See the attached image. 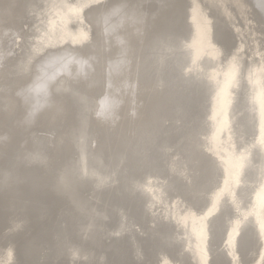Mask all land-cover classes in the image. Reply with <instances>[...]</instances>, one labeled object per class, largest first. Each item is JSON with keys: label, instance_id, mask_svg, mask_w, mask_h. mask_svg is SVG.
<instances>
[{"label": "bare ground", "instance_id": "6f19581e", "mask_svg": "<svg viewBox=\"0 0 264 264\" xmlns=\"http://www.w3.org/2000/svg\"><path fill=\"white\" fill-rule=\"evenodd\" d=\"M75 1L0 0V264H264V0Z\"/></svg>", "mask_w": 264, "mask_h": 264}, {"label": "rangeland", "instance_id": "374dc122", "mask_svg": "<svg viewBox=\"0 0 264 264\" xmlns=\"http://www.w3.org/2000/svg\"><path fill=\"white\" fill-rule=\"evenodd\" d=\"M46 2L47 0H43V2ZM65 1H67V2H65ZM75 1V0H74ZM71 1V0H64V2L65 3H67V4H70V5H72V4H74L75 2H77V1ZM25 2V3H24ZM36 2V3H35ZM39 2H40V0H22V6L25 4V6L24 7H26V9L27 10H29V11H33V12H36L37 11V5L39 4ZM51 4V3H50ZM49 4V7L47 6V9L48 8H50V6L52 5H50ZM29 5V6H28ZM36 5V6H35ZM29 7H31V8H29ZM35 7V8H34ZM32 9V10H31ZM49 10V9H48ZM42 13V15L44 16L45 15V13H46V10L45 11H43V12H41ZM38 14H40V12L38 13ZM37 15V14H36ZM35 17V16H34ZM57 21H58V19H57ZM38 22H39V19H38ZM35 25H34V24ZM32 25H31V28L32 29H35V26L37 25V22H34V21H32V23H31ZM31 29V30H32ZM74 30H75V27L73 28ZM24 36V35H23ZM44 36V35H43ZM30 47V46H29ZM159 182H161V181H159ZM154 184H158V183H154ZM159 185V184H158ZM156 186V185H155ZM174 196V195H173ZM176 198V199H175ZM172 198H170V196L168 197V199H167V197H165V203L167 202V203H169L170 205L169 206H171V207H169V209H168V211L169 212H172V209H174V206H176V208H178L179 207V211H187V210H189L190 211V213H193V214H196L197 215V213H199V212H201L202 210H203V208L205 209V207H206V204L205 205H203L202 206V208L201 207H196V208H192L191 206H185V210H183L184 209V206L182 205V207H181V203H180V201H178L177 200V197H174V199H172ZM175 201V203L177 204V205H173V203L172 202H174ZM177 202H179V203H177ZM178 204L180 205V206H178ZM178 206V207H177ZM180 207L182 208V209H180ZM187 207V208H186ZM191 207V208H190ZM164 208H165V206H164ZM201 208V209H200ZM166 209V208H165ZM194 209H196L197 211H195ZM167 210V209H166ZM167 211V212H168ZM189 211H187V213H189ZM197 212V213H195V212ZM183 213V212H182ZM201 214V213H200Z\"/></svg>", "mask_w": 264, "mask_h": 264}]
</instances>
